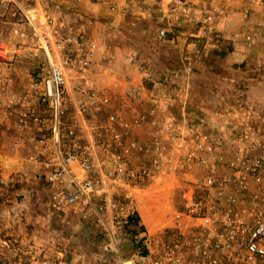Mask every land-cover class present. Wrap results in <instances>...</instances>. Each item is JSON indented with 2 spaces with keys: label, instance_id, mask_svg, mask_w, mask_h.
<instances>
[{
  "label": "rangeland",
  "instance_id": "rangeland-1",
  "mask_svg": "<svg viewBox=\"0 0 264 264\" xmlns=\"http://www.w3.org/2000/svg\"><path fill=\"white\" fill-rule=\"evenodd\" d=\"M4 1L0 0V41L7 54L0 61V185L5 189L0 191V203L13 204L15 218L0 221V241L17 239L21 247L26 244L41 250L52 244L63 249L71 239L75 248L71 259L76 264L97 259L93 254H80L93 248L83 239L77 219L48 207L47 174L56 163L54 112L43 104L40 93L50 73L43 36L50 54L59 60L60 37L52 34L51 20L63 25L64 39L96 44L85 76L77 70L67 76L61 94L66 110L63 132L74 123L88 142L92 130L77 106L78 91L89 81L90 86L114 95L128 89L144 90L142 108L155 105L184 126L203 120L207 130L221 131L230 123L248 121L260 132L257 148L264 149L261 0H20L28 9L37 10L35 24L25 22ZM175 1L182 4L177 7ZM161 28L169 30L167 39L159 38ZM247 34L255 36L254 42H246ZM106 116L103 112L91 121L100 124ZM26 119L25 126L22 121ZM199 173L197 169L184 178L163 180L169 186L158 194L156 215L148 198L140 201L144 220L150 216L156 222L152 232L170 225V213L181 207L184 188L201 181ZM7 212L0 215L2 219L10 216ZM10 225L16 227L12 236Z\"/></svg>",
  "mask_w": 264,
  "mask_h": 264
},
{
  "label": "built area",
  "instance_id": "built-area-1",
  "mask_svg": "<svg viewBox=\"0 0 264 264\" xmlns=\"http://www.w3.org/2000/svg\"><path fill=\"white\" fill-rule=\"evenodd\" d=\"M175 4L179 7L182 1ZM4 5L14 7L30 24L39 15L20 0H5ZM50 23L52 34L60 39L57 60L42 38L50 73L43 79L40 99L54 112L56 158L47 174L48 207L79 222L83 239L93 248L80 254L97 258L86 264H264V149L257 148L260 132L255 126L243 121L228 124L227 130L209 131L203 120L184 126L155 105L141 108L144 90L114 95L87 81L78 91L77 107L92 130L89 140L83 141L74 123L63 132L66 110L61 94L67 76L74 70L85 76L96 44L64 39L63 25ZM158 35L167 39L169 30L161 28ZM254 40L247 34V43ZM6 54L0 41V61ZM103 112L104 121H91ZM22 123L26 126L27 119ZM144 126L149 127L146 138L137 133ZM197 169L201 181L184 188L181 207L170 213V225L152 232L142 219L140 201L148 198L156 215V180L184 178ZM4 189L0 185V191ZM6 211L10 216H0V221L14 220L13 210L0 203V215ZM70 240L63 249L52 244L41 250L21 247L17 239L1 240L0 264H76Z\"/></svg>",
  "mask_w": 264,
  "mask_h": 264
},
{
  "label": "crops",
  "instance_id": "crops-1",
  "mask_svg": "<svg viewBox=\"0 0 264 264\" xmlns=\"http://www.w3.org/2000/svg\"><path fill=\"white\" fill-rule=\"evenodd\" d=\"M141 108H142V106H141ZM148 129H149V127L148 126H144L143 128H139V130L137 131V133L140 135V137H142V138H146L147 136H148ZM167 178H165L164 180H166ZM169 179H171V180H173V178H169ZM167 182V181H166ZM161 184H163L162 183V180H156V182H155V185L156 186H158V188L160 189V192L159 193H163L164 191H165V186H169V183H164L163 185H161ZM158 193V194H159ZM13 194V193H12ZM157 198H158V196L155 198V201H156V203H157ZM8 201H12V202H14L12 199H7ZM149 201V200H148ZM11 202V203H12ZM12 207H14V205L12 204V205H7V208L8 209H10V208H12ZM151 214V213H150ZM149 214V215H150ZM152 215V214H151ZM141 216H142V219H143V221L145 222V224L148 226V228L150 229V230H153V229H156V227H157V225H156V222H155V220L153 219V217H152V219L154 220V221H152V219H150L151 217L149 216V218L145 221L144 220V217H143V214H142V212H141ZM150 219V220H149ZM151 221V222H150ZM9 228H10V231H8V233H11V234H13L14 235V232L16 231V227L15 226H13V225H10L9 226ZM11 229H12V231H11ZM57 229V228H56ZM24 234H25V232H24ZM17 235H19V234H17Z\"/></svg>",
  "mask_w": 264,
  "mask_h": 264
},
{
  "label": "bare ground",
  "instance_id": "bare-ground-1",
  "mask_svg": "<svg viewBox=\"0 0 264 264\" xmlns=\"http://www.w3.org/2000/svg\"><path fill=\"white\" fill-rule=\"evenodd\" d=\"M151 219V218H150ZM148 221V220H147ZM151 222V221H150Z\"/></svg>",
  "mask_w": 264,
  "mask_h": 264
}]
</instances>
